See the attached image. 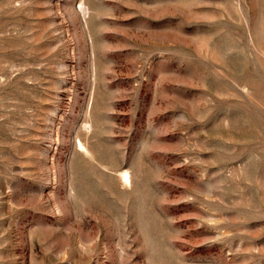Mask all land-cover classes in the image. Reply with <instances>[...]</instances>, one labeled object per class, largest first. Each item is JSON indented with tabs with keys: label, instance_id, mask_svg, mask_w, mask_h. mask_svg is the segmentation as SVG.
<instances>
[{
	"label": "rangeland",
	"instance_id": "obj_1",
	"mask_svg": "<svg viewBox=\"0 0 264 264\" xmlns=\"http://www.w3.org/2000/svg\"><path fill=\"white\" fill-rule=\"evenodd\" d=\"M0 264H264V0H0Z\"/></svg>",
	"mask_w": 264,
	"mask_h": 264
},
{
	"label": "bare ground",
	"instance_id": "obj_2",
	"mask_svg": "<svg viewBox=\"0 0 264 264\" xmlns=\"http://www.w3.org/2000/svg\"><path fill=\"white\" fill-rule=\"evenodd\" d=\"M127 178V177H126Z\"/></svg>",
	"mask_w": 264,
	"mask_h": 264
}]
</instances>
